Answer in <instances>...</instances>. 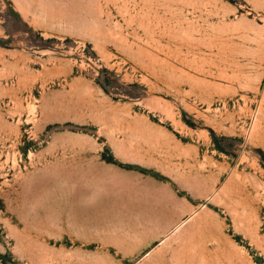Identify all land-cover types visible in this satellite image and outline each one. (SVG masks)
<instances>
[{
    "label": "rangeland",
    "instance_id": "1",
    "mask_svg": "<svg viewBox=\"0 0 264 264\" xmlns=\"http://www.w3.org/2000/svg\"><path fill=\"white\" fill-rule=\"evenodd\" d=\"M0 264H264V0H0Z\"/></svg>",
    "mask_w": 264,
    "mask_h": 264
},
{
    "label": "crops",
    "instance_id": "2",
    "mask_svg": "<svg viewBox=\"0 0 264 264\" xmlns=\"http://www.w3.org/2000/svg\"><path fill=\"white\" fill-rule=\"evenodd\" d=\"M181 235H182V232L180 231V233H178V235H177V236L179 237V236H181Z\"/></svg>",
    "mask_w": 264,
    "mask_h": 264
}]
</instances>
